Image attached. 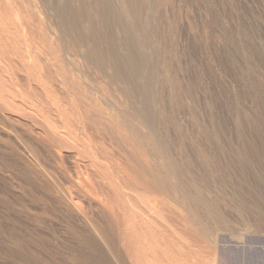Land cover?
I'll return each instance as SVG.
<instances>
[{"label": "rangeland", "instance_id": "1", "mask_svg": "<svg viewBox=\"0 0 264 264\" xmlns=\"http://www.w3.org/2000/svg\"><path fill=\"white\" fill-rule=\"evenodd\" d=\"M0 85V264H264V0H0Z\"/></svg>", "mask_w": 264, "mask_h": 264}, {"label": "bare ground", "instance_id": "2", "mask_svg": "<svg viewBox=\"0 0 264 264\" xmlns=\"http://www.w3.org/2000/svg\"><path fill=\"white\" fill-rule=\"evenodd\" d=\"M37 53L39 54V55H41L42 53H41V51H37ZM4 90V87H2L1 85H0V101H4V98H3V95H2V91ZM54 127L56 128V129H59L60 128V125H55L54 124ZM138 224V223H137ZM137 224H133L131 227H129V233H135L136 235H138L137 234V232L135 231V230H133V229H135V228H137ZM143 224H145V222L143 223ZM143 224H138V226H140V227H142L143 226ZM147 237V236H146Z\"/></svg>", "mask_w": 264, "mask_h": 264}]
</instances>
